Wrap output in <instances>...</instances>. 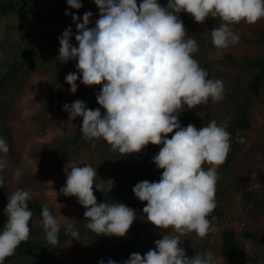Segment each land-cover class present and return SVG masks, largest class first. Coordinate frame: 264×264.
<instances>
[{"label": "clouds", "instance_id": "clouds-1", "mask_svg": "<svg viewBox=\"0 0 264 264\" xmlns=\"http://www.w3.org/2000/svg\"><path fill=\"white\" fill-rule=\"evenodd\" d=\"M99 18L90 27L93 13L86 11L82 22L66 10L77 28L73 46L71 26L59 39L58 58L66 63L75 60L76 72L65 81L75 93L79 79L83 85H101L96 96L100 108H87L82 100L66 103L70 120L82 117L80 131L95 147L102 138L113 151L127 155L139 153L148 144L162 145L152 157L163 169L158 181L143 180L132 189L140 201H146L145 219L157 228H174L177 235L163 234L154 241L155 249L143 256L137 252L120 264H216L214 254L205 251L188 256L180 247L181 237L188 232L205 236L211 229L208 214L216 207L217 166L230 150V133L225 125L209 121L197 129L189 123L182 127L178 116L185 107L195 108L223 99L224 84L209 78L208 72L194 58L198 43L185 29L179 14L186 12L198 23L219 17L222 23L211 30L212 43L228 48L239 42L232 25L244 21L256 23L264 18V0H94ZM73 9L82 7L81 0H67ZM175 130V131H174ZM173 133L169 138L168 134ZM0 137V153L8 152ZM211 165L205 168L203 165ZM6 160L0 155V171ZM70 169V171H69ZM66 183L60 188L65 196H75L85 207L86 227L96 234L124 237L136 218V212L124 203L109 200L97 203L93 192L96 168L89 164L67 163ZM107 192L114 181H103ZM4 178L0 176V188ZM99 189V186H95ZM29 191L18 188L8 196L5 208L7 222L0 229V264L14 254L17 246L28 239L32 210ZM42 225L46 241L58 244L60 223L47 204L42 206ZM214 219V217H213ZM65 231L78 240L79 230L73 224ZM97 264H105L104 259ZM107 264H118L112 259Z\"/></svg>", "mask_w": 264, "mask_h": 264}, {"label": "rangeland", "instance_id": "rangeland-1", "mask_svg": "<svg viewBox=\"0 0 264 264\" xmlns=\"http://www.w3.org/2000/svg\"><path fill=\"white\" fill-rule=\"evenodd\" d=\"M89 1H93V4L89 5ZM81 3L80 9H73L66 2L59 13L68 23L65 26L50 23L48 28L44 24L41 30L45 36L31 42L20 35L19 26L23 21L18 14H0V75L5 72L8 60L12 59L15 53L28 49V58L17 72L16 80L9 81L0 90V137L6 140L9 149L6 154L0 153L6 160L4 171L7 195L5 205L0 208V216H6L4 210L8 196L21 188L29 191L31 198L49 206L60 223V228L68 224L79 225L78 240L69 235L58 244L55 264H88L90 254L98 246L96 237L85 226V207L78 202L77 197L65 196L59 191L66 183L64 169L67 163L77 166L89 164L96 168L94 195L107 193L108 202L115 200L135 210L136 218L126 235L110 236L114 241L130 244L134 252L143 256L149 249H155L154 241L162 239L163 234L177 235L174 228H157L147 221L146 214L142 211L147 202L140 201L135 196L127 180L109 176L117 162V151H113L111 145L102 138L97 139L95 147H92L91 141L85 139L81 133L73 144L62 149L58 147L59 142L72 137L80 127L79 116L70 120L63 106L76 100L85 101L99 86L83 85L78 79L75 93L70 91L68 84L59 96H51V103H47L44 96L58 75V38L69 26L73 33L71 43L78 46L75 41L77 28L71 16L65 15L66 10L73 9L72 13L80 17V22L83 14L91 11L93 17L90 27H94L96 19L99 18V8L94 0H81ZM137 3L139 5L140 0H137ZM166 4L167 0L161 5ZM179 16L187 33L198 43V51L193 53L194 58L202 68L208 70L209 78L223 81L224 92L223 99L219 102L209 98L207 103L195 108L185 107L179 113L178 119L193 121L201 127L215 120L218 125H225L227 128L239 115L242 104L244 117L250 124L248 129L238 130L241 141L233 154L230 171H224L221 164L217 166L218 178L215 187L220 185L224 190L220 195V214L211 221V229L205 236L200 237L194 231L188 232L181 237L180 246L190 248L195 255L210 251L214 254L216 264H226L219 252L221 233L224 228H233L238 240L235 257L243 264H261L264 259V210L245 202L241 193L243 190L252 191L257 198L264 201V183L257 178L258 171H264V89H261L258 95H252L246 87L255 70L243 68L238 64H227L224 54L230 53L235 59H241L243 56L260 57L264 53V39L259 37L264 35V18L253 24L241 21L232 25L239 35V42L221 49L213 45L211 37L212 28L222 23L219 17L209 16L203 23H198L186 12H181ZM70 62L67 74L76 72L82 78L76 68L77 62ZM99 108L103 114L104 109L102 106ZM161 147L162 145L150 143L142 149L151 159V165L144 169L155 177V181L159 180L163 169L156 167L152 157ZM42 158H54L55 162L48 166L45 172L39 173ZM127 161L133 164L130 157ZM203 166L208 168L211 165L205 163ZM108 179L114 181V186L109 192L103 182ZM237 180L239 185H236ZM95 186H99V189ZM29 225H42V219L32 217ZM246 232L250 233V236H247ZM40 237L42 235L29 233L28 239Z\"/></svg>", "mask_w": 264, "mask_h": 264}, {"label": "trees", "instance_id": "trees-1", "mask_svg": "<svg viewBox=\"0 0 264 264\" xmlns=\"http://www.w3.org/2000/svg\"><path fill=\"white\" fill-rule=\"evenodd\" d=\"M163 1L160 0L162 4ZM67 0H0V14L4 15L7 13H16L22 19L23 23L19 26L20 35L22 38L31 42L40 37H44V32L41 27L45 24L48 28L49 24H59L65 26L68 21L61 17L59 11L64 8ZM93 4V1H89V5ZM68 12H74L73 9H67ZM53 35V34H52ZM260 38L264 39V35H259ZM28 58V49L25 48L21 50L20 53H15L12 59L7 62V69L3 74L0 75V90L9 82L16 80L17 72L22 68L24 61ZM64 63L57 59L56 66L58 68V75L56 80L45 93L47 103L52 102L51 96H59L63 89L68 85L65 81V76L67 70L70 66V62ZM224 61L227 64L233 65L238 64L246 69L255 70L254 76L248 82L246 89L250 91L252 95H258L261 89H264V53L257 58H249L248 56H243L241 59H235L230 53L224 54ZM206 70V69H205ZM208 72V70H206ZM101 88V85L97 87L95 92L90 94L84 101L87 108L95 109L99 108L96 96ZM244 106L240 104L239 115L234 122L230 123L226 130L230 133V150L227 153L225 161L221 164V168L224 171H230L232 166V159L234 152L238 149L239 143L241 141V136L238 132L239 129H248L249 121L244 117L243 114ZM182 127H186L189 123L199 129L201 126L194 123L193 121L187 119H179ZM80 127L82 125V117H79ZM78 131L70 138L65 141L58 143L59 149L69 146L75 142L78 136L82 133ZM175 131V130H174ZM173 133L168 134L171 136ZM130 157L133 164L127 161ZM41 165L39 164L38 172H45L51 164L55 162L54 158L47 159L42 158ZM151 165V159L148 154L144 151L139 153H130L127 155L121 154L117 151V162L113 165L112 171L109 176H114L115 178H124L128 181L130 189L132 190L134 185L140 181L148 180L155 181V177L150 175L144 167H149ZM0 176L4 178V185L0 188V208H2L7 200L6 187H5V171L4 169L0 171ZM257 178L261 183H264V171H258ZM238 184V180L236 182ZM223 188L219 185L215 187V209L208 214V219L213 221L221 212L220 210V195L223 193ZM242 199L255 207L264 210V201L257 198L252 191L243 190L241 193ZM97 203L108 202V194L96 196ZM257 198V199H256ZM29 208L32 210V217H39L42 219L41 210L43 204L38 200L31 198L28 201ZM214 217V219H213ZM7 222L6 216H0V229ZM76 228L79 225H74ZM30 234L42 235V237L37 239H27L22 241L13 255L5 258L3 264H55L56 249L58 244L64 240L69 234L66 233L65 227L60 228L58 235V244L52 245L46 241L45 231L43 225L30 226ZM91 233L96 237L97 248L93 250L88 258V264H97L98 260L104 259L106 262L108 259H112L117 262H122L129 258L130 254L134 252L133 247L128 243H119L114 241L110 236L103 234H96L91 231ZM247 236L250 233L246 232ZM181 247V246H180ZM238 247V240L235 235L233 228H224L221 233V244L219 248L220 255L225 260L226 264H243L239 259L235 257V250ZM188 256L195 255L190 248L182 247ZM261 264H264V259Z\"/></svg>", "mask_w": 264, "mask_h": 264}]
</instances>
